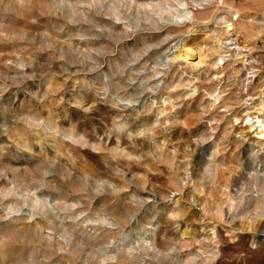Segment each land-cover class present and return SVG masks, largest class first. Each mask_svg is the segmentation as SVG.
<instances>
[{
    "label": "rangeland",
    "instance_id": "rangeland-1",
    "mask_svg": "<svg viewBox=\"0 0 264 264\" xmlns=\"http://www.w3.org/2000/svg\"><path fill=\"white\" fill-rule=\"evenodd\" d=\"M0 264H264V0H0Z\"/></svg>",
    "mask_w": 264,
    "mask_h": 264
},
{
    "label": "bare ground",
    "instance_id": "bare-ground-1",
    "mask_svg": "<svg viewBox=\"0 0 264 264\" xmlns=\"http://www.w3.org/2000/svg\"><path fill=\"white\" fill-rule=\"evenodd\" d=\"M230 29V28H229ZM231 44V43H230Z\"/></svg>",
    "mask_w": 264,
    "mask_h": 264
}]
</instances>
